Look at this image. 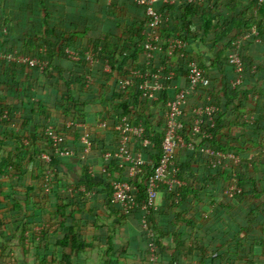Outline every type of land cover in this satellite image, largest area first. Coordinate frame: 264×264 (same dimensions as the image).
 I'll return each instance as SVG.
<instances>
[{"label":"trees","instance_id":"obj_1","mask_svg":"<svg viewBox=\"0 0 264 264\" xmlns=\"http://www.w3.org/2000/svg\"><path fill=\"white\" fill-rule=\"evenodd\" d=\"M50 1L40 0L43 10ZM85 1L87 5L88 0L64 3L61 7L65 12L59 21H55L53 14L47 10L37 19L19 20V30L26 37L22 50L48 61V66L41 72L26 65L21 68L11 65L7 68H10L12 75L0 76V264H14L7 250L15 243L17 245L14 247L22 253L24 264H76L81 254L93 253L96 248L103 255V264H240L244 259L243 254L248 251L249 264H264V255H252L253 248L259 254L264 247V236L258 237L255 246L247 242L252 231L264 232V150L261 152L264 149V113L253 122L244 117L260 114L264 109V102L261 101V96L264 98V83L255 82L259 73L252 72L254 57L246 53L251 50L250 44L257 37L253 30L256 29L259 35L264 32V2L260 5L259 0H252L255 20L245 25L240 35L250 36L244 42L241 53L245 63L243 82L234 89L232 81L237 75L229 63L233 47L226 54L205 41L208 36L204 33L209 30L214 32L213 25L216 29L222 27V23L215 25L218 19L213 11L217 4H213V9L208 7L203 11L200 10L203 7L201 1L185 5V1L181 0L177 7L164 4L162 11L174 21L172 25H166L168 27L160 26L157 29L158 46L162 47V51L158 52L159 58L149 67L144 54L146 37L142 34L149 21L146 9L133 1L128 2L136 7L137 20L120 17L118 21L125 26L122 33L113 30L103 39H87L88 32L98 28L97 25L102 22L93 16L95 11L100 14L108 11L118 13L121 9L119 3L113 6L104 3L99 10L88 9L93 6L89 0L85 16L76 17V10L85 7ZM231 4L234 7L236 0H232ZM183 5L187 6L184 11ZM178 9L184 12L183 18L175 16ZM176 18L180 25L174 23ZM191 24L197 26L196 32H190ZM171 36L190 43L199 41L207 44L214 57L213 65L209 67L198 62L206 81L189 97L185 108V129L181 134L185 142L192 143L194 148L178 149L174 159L177 176L183 186L161 188L164 199L162 206L156 211L152 210L149 216L150 228L154 233L152 240H149L142 229L147 181L155 173L163 156L168 104L190 82L189 62L182 59L179 53L175 54L177 57L174 60L179 58L181 65L177 69L168 66L175 55H169L164 40ZM78 39L85 41V47L74 48ZM86 43H90L88 47ZM69 51H75L78 60L73 59ZM88 54L94 55L101 66L107 62L111 71L100 69L95 73ZM161 66L166 67L164 74L174 71L175 81H179L180 85L176 90L162 91L157 101H151L139 88L141 79H136L135 73L147 74L149 70L155 73ZM5 67L0 62V70ZM248 71L251 73L249 77ZM5 78L10 79L7 81ZM126 78H135L136 83L124 94L120 89V80ZM112 80L114 85L111 84ZM43 87L49 91L51 101L45 96L34 98L28 93L33 88ZM82 97L85 101L81 100ZM208 105L216 106L218 113L214 125H208V121L202 125V131L208 129L214 135L212 140L205 141L202 133L194 131L198 120L194 111ZM231 117H235L234 120L228 119ZM124 118L133 127L142 125L146 137L154 143L150 151L143 150L153 164L138 180L129 177V166L121 168L117 159L106 160L104 157L117 146L103 141V136L109 133L118 143L116 127ZM100 122L105 123V128L97 127ZM80 124L86 129L78 128ZM238 126L239 143L235 144L230 135L232 129ZM88 128L99 142L94 144L90 154H85L81 137L88 134ZM50 130L63 141L55 142ZM251 134L256 135L258 141H253ZM202 146L239 155L242 162L230 170L214 168L210 158L200 151ZM134 148L132 140L131 150ZM58 150H69L74 157H64ZM249 154L254 155L252 165L246 158ZM70 159L76 160L81 168V176L76 184L58 179L55 181L58 187L55 188L54 184L48 186L46 173L64 166ZM235 172L238 173L242 192L230 199L226 190ZM17 179H22V182L16 184ZM115 181L130 182L138 190L137 208L129 215L115 202ZM46 192L57 197V204L51 208L50 231L42 229L38 235L32 232V227L41 225L39 211L42 210ZM20 196L25 197L24 202L19 201ZM102 197L107 204L105 207L110 208V215L99 205ZM207 200L218 202L225 212L235 209L236 213H240V220L232 217L228 232H223L225 237L192 235V230L199 228L195 223V219L201 215L197 209ZM30 206L33 207L32 212ZM107 214L114 216L112 224L108 220L103 221ZM85 215L95 216L96 220L87 219L83 225L81 216ZM130 221L139 223L143 231L140 246L134 251L130 249L131 242L126 243L120 237L124 225ZM204 225L211 229L207 221ZM199 230H203L202 227ZM152 243L157 248L156 260H153ZM221 243L227 246L226 254L221 253Z\"/></svg>","mask_w":264,"mask_h":264},{"label":"crops","instance_id":"obj_2","mask_svg":"<svg viewBox=\"0 0 264 264\" xmlns=\"http://www.w3.org/2000/svg\"><path fill=\"white\" fill-rule=\"evenodd\" d=\"M70 1L79 2L81 0H51L44 7V10L42 9L40 0H0V27L4 30L3 32L0 33V52L1 51L2 52H9L10 51L13 53L24 54L28 57H33L32 53L24 52L22 50V48L25 45L26 37L19 30V27H18L19 20H21V19L24 20L27 18H29L31 20L37 19L38 15H42V13H44V11L47 10L48 12H51L53 14V18L55 21L56 20L59 21V20L63 19V15L65 12L64 8H62L61 6H64V3H70ZM91 1L93 2V6L88 7V3L90 1L89 0L87 1V5H86V1H85L86 6L85 7L82 6L80 9H77L75 16L76 17H78V15L85 16V13H87L85 11L86 7H88V9H91V7H92V9L99 10L101 8V5H103L104 3H107V5H111V6H113L115 3L116 4L119 3V8L121 9V12L117 13V12H109L108 11L109 13L106 12V13L100 14L97 11H95L93 16L94 17L96 16V18L100 19L102 22L97 25L98 28H94V30H91L88 32L87 39L88 38L103 39L104 37H106L105 35L111 34L113 30L118 31L119 33H122V30L125 28V26L123 25L122 21L121 22L118 21L119 18L120 17H128L130 19L137 20V18L139 16L136 7L129 5L128 2H130L131 0H114L112 3H110V0H91ZM180 1L181 0H172V4H169V5L173 6V7H177L176 5ZM184 1H185L184 2L185 5L191 4V3H188L187 0H184ZM201 2H202V6H203V7H200L201 11H203V9L208 8V7L213 9L214 8L213 4H217L215 7V10L213 11L214 12L213 15L216 17V19H218V22L216 21L215 25L219 26V23H222V27L219 29H216L213 25V29L216 31V33H215V31L212 32L211 30H209V32L206 34L204 33L205 36H208V38H205V39H207L205 41H207V43L210 44V46H212V47L217 46L218 49L220 48V49L224 50L226 54H228L230 51V48H232V47L234 48V44H235L236 40L238 39V37H240L241 33L244 31L245 25H247V24L251 23L253 20H255V5L253 6L252 0H236V5L234 7L231 4L232 0H203ZM185 5H183V7H185V8H183V11L186 10L187 6H185ZM158 9L161 12H163L162 10L164 9V3H161L160 5H158ZM163 13L165 15L166 22H165V24L161 25V27L165 28V27H168L166 25H172V22L174 20L171 18V16L168 13H166V12H163ZM183 14H184V12H182L181 9H178L175 11V16L178 18H181V17L183 18ZM227 20H228V22H227ZM245 21H246V24H245ZM174 23L180 25V22H179V20H177V18H176ZM196 28H197V26L195 24H191L190 32L191 33L196 32ZM204 32H205V30H204ZM253 33L257 37L255 38V40L253 42H251L252 44H250L251 50L246 51V53H247V55H253V57H254L253 60L255 62V65L253 66L252 72L259 73V78H255V82L259 81V82H261V84H263L264 83V32H260V35H259V32L256 29H254ZM204 35H203V37H204ZM173 37L174 36L167 37L164 40L166 42L168 52L170 51V46H169L170 42L169 41L171 39H173ZM76 43H77V45L74 46V48H78L80 46L85 47V41L82 39H78ZM89 44L86 43V47H88ZM43 52L44 51H42V53ZM187 52H188L187 58L185 59L187 62H189V60H191V59H195L200 64L202 62L205 65H207L208 67L213 65V57L214 56L212 55L211 51L209 50V46L207 44H204V43L199 42V41H197L195 43L194 42L190 43ZM172 56H174V55H172ZM175 57H177V55H175L168 62V66L172 67V69H177L178 66L181 65L180 59L177 58L174 60ZM158 58H159V55H156L155 60H157ZM0 62L6 66L5 69H2V71L0 70V76L1 77H9L12 75V73L9 71L10 68H7L11 65L18 66V68L25 66V65H20V64H10L4 60H0ZM100 63L101 62L98 60L94 64L91 63V66H93V71L95 73H96V71L98 72V70H100V69H102L104 72L105 71L110 72V71L106 70L105 65H104L107 62L103 64L104 68H103V66L100 65ZM248 70H250V69H248ZM155 73H157V72H155ZM166 73H165V75H169L170 73L173 74V79L165 78L167 76H165L164 78L161 79V83L164 85V90H166V89L176 90L179 87L180 83H179V81H175V78H176L175 72L174 71L173 72L168 71ZM247 74L249 77L251 75L250 71H248ZM5 79L7 81H9L10 78H5ZM111 84L112 85L115 84L114 80L111 81ZM36 90H38V91H36ZM20 92H22V90ZM48 92L49 91L43 87V88H39V89L33 88L28 93L30 96H32L34 98L37 96H42V97L45 96L46 99H49L51 101L52 99H50V94ZM123 93L125 94L126 92H123ZM81 100L85 101L83 97L81 98ZM261 101L264 102V98H262V96H261ZM102 108L104 109V107H102ZM263 108H264V106H263ZM263 113H264V109L260 112V114L257 113V114H253V115H245L244 117L247 121L253 122L256 119H258V115H262ZM234 118L235 117H231L228 119L232 121V120H234ZM101 123L102 122L98 123L97 127L98 128H105V126H103V123L102 124ZM88 134H89L90 139L93 143L92 149H94L93 148L94 144L96 145L99 142V140L95 139L93 137V135L90 134L89 128H88ZM108 134L109 133H106V135L103 136V138H102L103 141H106L109 145H111L113 147L115 146V144H116V146H118V143H116L114 137L112 135H108ZM251 135H252L251 139L253 141H258V138L256 135H253V134H251ZM239 136H240V126L232 129V133H231L230 137L233 139V142L235 144H238L239 143V140H238ZM135 147L137 148V145ZM263 150L264 149H262L261 152ZM90 153H88V154H90ZM253 157H254L253 154H249L246 158L251 163ZM70 161L67 160V163H65L64 166L60 167L61 173L68 175L70 177L69 179L71 182L74 181L75 179H77L75 181H78L80 179L79 177L81 176L80 164L76 160H73V163H70ZM263 167H264V164H263ZM256 177L260 178L261 176L256 175ZM15 183L20 184L21 183L20 179H17L15 181ZM162 193H163V191L160 192V194L162 195L161 200H160V198H158V200H157V204L159 207L162 206V202L164 199ZM51 197H50V199H51ZM103 197L100 199L102 202L100 201L99 205L100 206L102 205L101 208L104 209L105 213H106V211H108V214L110 215V213H111L110 208L105 207L107 204L105 203V200L103 199ZM24 199H25L24 196L19 197V201L24 202ZM53 206L54 205L51 204L47 200V198H45V200L43 202V207H41L42 210L39 211V216H40L39 222H41V225H39V226L34 225L32 227L33 233L38 231V229H44L45 231H48V232L50 231V227H51L50 226V215L52 213L51 208ZM30 210L32 212L33 207L30 206ZM197 210L200 211L201 215L195 219V223L199 226V228L202 227L203 230H199V228L192 230L193 231V233H192L193 237H196V236L197 237H223L224 236L223 232H228L227 227H229V225L232 223V217L238 218V220H240V213L239 212L236 213V210L235 209L233 210V208H232L233 211H231L229 209L230 212H225V211L221 210L218 202L212 203L211 201L207 200L206 204H201ZM108 214L106 215V217H103V221L106 222V220H108V223L110 222L112 224L114 222L115 218H114V216L110 217ZM47 217H48V221L45 220V218H47ZM91 217L92 216H89V215L81 216V220L83 222V225H85V223L87 222V219H90V221L96 220L95 216H93L92 218ZM19 218L21 220L20 216H19ZM206 221L208 223V227L210 226L211 229H208L205 227L206 225H204V223ZM133 227H134V231L136 232V234L134 232H132ZM36 228H38V229H36ZM181 228L183 230H185L182 225H181ZM93 229H94V227L92 226V230ZM36 233L38 234V232H36ZM142 234H143V231L140 229L139 223H136L134 221H130V222H128V224L124 225L123 230H122V234L120 235V237H123V240L126 243L130 244V242H131L130 249H132V251H134V249H137L138 246H140V237ZM90 235H92V234H90ZM262 236H264L263 231H261V230H258L257 232L252 231L249 235V238H247V242L252 244V246H255L257 244L258 237H262ZM16 245H17V243L14 244V246H16ZM225 246L226 245L222 244V247H221L222 248L221 253H223V254L224 253L226 254V252H228L227 246L226 247ZM17 247H19V245ZM14 249L16 250V252H19V248L14 247ZM98 251L99 250H97V248H96V249H93V253H91V251H89L85 254H81L80 259L77 261L76 264H103V262H102L103 255L101 253H98ZM261 254L264 255V247L259 250V254L255 253L254 248H253V252H252L253 256L261 257ZM248 255H249V251L246 254H243V257H244L243 262H242L243 264H246V263L249 264L248 263V261H249ZM132 256H133V254L130 255L129 258L131 259ZM228 256H229V254H228ZM30 257H31V255H30ZM220 263L225 264L224 262H220ZM242 263L240 262V264H242Z\"/></svg>","mask_w":264,"mask_h":264},{"label":"built area","instance_id":"obj_3","mask_svg":"<svg viewBox=\"0 0 264 264\" xmlns=\"http://www.w3.org/2000/svg\"><path fill=\"white\" fill-rule=\"evenodd\" d=\"M114 0H110L112 3ZM139 6H143L146 9V14L149 19L148 25H146L142 34L146 37L144 44V54L146 61L151 67L152 63L155 61L158 52L162 51V47L158 46L159 36L157 35V29L166 22L165 15L158 9V5L164 3L166 5L172 4V0H131ZM202 0H187L188 3H196ZM264 0H259L260 5ZM4 30L0 27V33ZM6 32V31H5ZM250 38L249 35H244L239 37L235 44L233 51L229 56V63L235 69L237 77L232 81V86L234 89L240 87L243 82V74L245 72V63L242 59V48L246 40ZM189 42L186 40H181L180 38H175L170 40V51L169 55H175L179 53L182 59L187 58V51L189 47ZM73 59L78 60V55L75 51H69ZM0 60H4L10 64H20L26 65L30 68L39 69L43 72L47 66L48 61L41 59L40 57H28L24 54L13 53V52H0ZM88 60L94 64L97 62L96 58L92 54H88ZM107 71H111L110 65L104 64ZM190 69V79L189 85L184 90L180 91L172 101L169 102L166 118L167 126L165 137L162 142L163 156L160 160L159 166L155 173L148 179L146 185L147 199L145 200L142 210L144 211V217L142 218V228L146 233L149 240H152L154 236L153 231L150 228L149 216L152 210H158L159 206L157 204L158 196L163 186H167L170 189L176 187H182L183 183L178 179L177 169L175 168L174 159L177 150L186 147L193 149L192 143H186L182 131L185 129V124L183 119L186 116L185 108L188 103L189 97L199 90V87L205 83V73L200 67L197 60L191 59L189 61ZM150 69V68H149ZM166 67L161 66L157 73H152L151 70L147 74L135 73L136 79H141L139 88L143 91L145 97L151 101H157L160 93L164 90V85L161 83V79H173V74L165 75ZM135 78H126L120 80V88L123 92L127 91L136 83ZM198 120L195 123L194 131L196 133H202L203 140L210 141L213 139V133L208 129L202 131V125L205 121H208V125H214L215 115L218 113L216 106L208 105L205 107L196 108L194 111ZM105 126V123H103ZM78 128L86 129V126L80 124ZM116 132L118 135V146L110 153H107L104 157L106 160L117 159L119 161L120 167L124 168L129 166L128 173L129 177L138 180L141 179L147 167L153 164L143 150L150 151L154 148V143L146 137L145 129L142 125L138 127H133L127 118H124L116 127ZM52 139L60 143L63 138L56 135L53 131H49ZM83 145L85 146V154L92 151V141L89 134H84L81 137ZM134 141V145H137L134 150H131V141ZM62 156L73 158V153L69 150L61 152L58 150ZM200 151L205 153L211 161L214 168H219L223 171L230 170L231 168H237L241 164V158L239 155L227 153L224 151H217L207 146L200 147ZM45 158L50 161V158L45 156ZM250 165H252L250 163ZM50 171L48 177L46 176L47 185L50 186ZM46 173V174H47ZM114 199L115 202L120 205L126 215L131 214L136 208L138 200L136 194H138L137 188H135L130 182H114ZM242 192V187L240 186V180L238 178V173L232 177V180L226 190V195L233 199ZM152 246L153 260H156V246Z\"/></svg>","mask_w":264,"mask_h":264},{"label":"rangeland","instance_id":"obj_4","mask_svg":"<svg viewBox=\"0 0 264 264\" xmlns=\"http://www.w3.org/2000/svg\"><path fill=\"white\" fill-rule=\"evenodd\" d=\"M165 24V23H164ZM170 42V41H169ZM71 160V161H70ZM69 161H70V163H73V160L74 159H70ZM46 176L48 177V173L46 174ZM49 177L51 178L50 179V181H49V183H50V186H51V184H54V187L56 188V187H58L57 186V184L55 183V181L56 180H60V179H65V180H67L69 183H71V184H76V181L75 180H77V179H75L74 181H70V177L68 176V175H66V174H62L61 173V169L60 168H55V170H53V171H50V174H49ZM20 181L22 182V179H20ZM27 181H29V179H27ZM47 183V182H46ZM69 183H67L69 186H71V184H69ZM48 184V183H47ZM46 185V184H45ZM83 191V190H82ZM50 195H49V193L48 192H46L45 193V198H47V200L50 202V203H52L53 205H56L57 204V197L56 196H53V197H51V199H50ZM158 198H160V200H161V198H162V195L159 193V196H158ZM45 220L46 221H48V217L47 218H45ZM48 227V226H47ZM44 228V227H43ZM36 229H38V228H36ZM49 229V228H48ZM41 230L42 229H38V231H36V232H38V235H40L41 234ZM35 232V233H36ZM132 232H134L135 234H136V232L134 231V227H133V231ZM37 234V233H36ZM41 241V240H40ZM39 241V242H40ZM143 247H145L144 245H143ZM13 252H14V254H13ZM7 253L9 254V256L10 257H13V259H12V263H14V264H23V262H24V259H23V257H22V254H21V252H20V250H19V252H16V250L14 249V245L13 246H10L9 248H8V250H7ZM152 262H154L153 260H152ZM154 263H157L156 261L154 262Z\"/></svg>","mask_w":264,"mask_h":264}]
</instances>
